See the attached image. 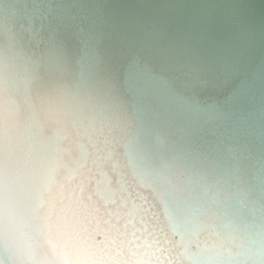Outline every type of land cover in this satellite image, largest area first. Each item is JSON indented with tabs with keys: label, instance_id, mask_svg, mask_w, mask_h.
<instances>
[{
	"label": "snow or ice",
	"instance_id": "6c2138e0",
	"mask_svg": "<svg viewBox=\"0 0 264 264\" xmlns=\"http://www.w3.org/2000/svg\"><path fill=\"white\" fill-rule=\"evenodd\" d=\"M100 8L89 0L0 4V264H59L37 256L14 217L23 195L44 236L40 210L47 193L63 188L61 167L69 178L94 182L95 194L112 205L106 246L82 249L77 264H264V62L248 73L239 57L190 55L157 38L158 30L143 29L133 39L178 74L180 87H215L242 74L232 95L250 109L201 107L147 72L138 77V98L125 104L106 79L101 49L119 26ZM193 113L204 116L196 125L202 133L193 131ZM164 124L175 125L181 139H165ZM241 131L258 138L260 150L254 182L244 190L248 213L230 218L227 199L207 194L215 173L203 162L214 166V158L235 152ZM65 142L77 151L67 163ZM141 190L163 203L165 215L171 204L185 207L180 241L161 240L164 229L146 211L151 205Z\"/></svg>",
	"mask_w": 264,
	"mask_h": 264
},
{
	"label": "bare ground",
	"instance_id": "6f19581e",
	"mask_svg": "<svg viewBox=\"0 0 264 264\" xmlns=\"http://www.w3.org/2000/svg\"><path fill=\"white\" fill-rule=\"evenodd\" d=\"M5 2L0 0V4ZM89 2L100 5L103 17L119 26L105 39L101 49L104 67L108 71L106 79L121 102L128 104L138 98L143 87L138 77L147 72L161 78V87L167 82V86L174 88L179 98L191 102L190 98L194 96L201 107L215 104L225 111L233 108L243 111L250 109L246 99L233 98L232 95L245 78L244 75H235L215 87L183 88L178 85V74L163 65L157 57L149 55V50L133 38L143 29L154 28L160 34L157 38L162 36L165 43L174 42L178 47H185L190 55L201 58L239 57L248 73L257 72L264 62V0ZM176 102L179 104L180 100ZM20 119H24L23 113ZM190 119L194 133H202L203 129L196 125L198 121H203L204 116L193 113ZM162 127L166 132L165 139L169 142L181 139V133L175 125L164 124ZM50 131L49 128V134ZM234 144L235 152H226L214 158V166L210 161L203 162L205 169L211 168L215 173L209 178L213 187L207 194L212 197L219 192L221 198L227 199L230 218L248 213L244 190L254 182L257 173L254 165L260 150L258 138L243 131L236 136ZM62 147L70 152V155L64 156L66 163L77 155L76 147L71 142H65ZM111 163L109 161L106 164L107 171L111 170ZM57 179L63 188L55 187L47 193L45 205L40 210L44 236H40L23 195L14 223L20 238L31 245L39 258L59 264H77L83 259L82 249L106 246V233L110 228L107 211L112 205L95 194L97 186L94 182L84 181L82 177L69 178L67 167L57 170ZM141 191L151 205L146 211L157 214L160 226L164 229L161 240L173 243L180 241L181 234L185 233V207L179 203L171 204L165 215L163 203L151 191ZM189 251L195 254L194 244Z\"/></svg>",
	"mask_w": 264,
	"mask_h": 264
}]
</instances>
